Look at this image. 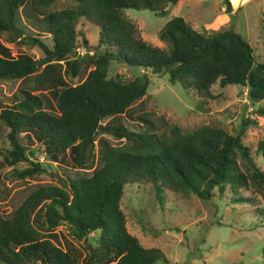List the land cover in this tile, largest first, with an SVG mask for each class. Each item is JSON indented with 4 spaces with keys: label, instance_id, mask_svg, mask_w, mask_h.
Returning a JSON list of instances; mask_svg holds the SVG:
<instances>
[{
    "label": "trees",
    "instance_id": "1",
    "mask_svg": "<svg viewBox=\"0 0 264 264\" xmlns=\"http://www.w3.org/2000/svg\"><path fill=\"white\" fill-rule=\"evenodd\" d=\"M73 1L71 7L46 12L52 0H0V35H6L8 42L36 46L43 53L40 59L28 54L13 58L0 43V80L23 79L68 56L72 57V77L86 67L92 68L81 83L62 87L56 93L58 115L47 112L42 99L29 91L23 92L20 101L0 111L9 143L3 159L8 166L28 161L26 155L32 153L19 140L24 131L38 134L50 161L59 164L70 157L80 169L94 163L98 132L123 138L127 143L109 147L102 155L101 166L91 176L72 178L65 174L60 186H40L10 218L0 216V264H30L29 260H39L40 264H79L51 241L39 240V232L27 223L28 206L39 200L47 202L43 220L47 229L67 223L77 241L99 232L97 245L86 248L81 264H156L164 258L162 252L143 247L126 229L120 208L125 185L148 180L157 196L167 189L192 193L202 200H209L214 189L223 192L226 187L233 191L252 190L264 197V169L256 166L242 142L243 125L251 120H244L235 135L216 126L188 132L172 126L167 133L158 134L128 130L120 124L103 125L104 118L124 113L144 97L149 85L146 74L130 80L108 77L110 61L167 75L171 84L178 83L201 98H217L213 91L216 85L243 86L253 105L264 101V62L255 59L252 46L233 28L207 34L194 30L179 16L170 18L158 33L165 48L153 46L141 38L137 26L125 13L127 9L149 10L164 16L166 5L178 0ZM229 1L221 0L226 12L231 11ZM27 2L34 14L45 17L51 47L19 22L18 9ZM80 19L98 28V42L93 49L76 31ZM79 46L83 53L77 51ZM253 112L264 117V105ZM148 127L157 128L151 122ZM257 152L264 159V139L259 141ZM30 164L14 170V176L25 179L42 170L38 162Z\"/></svg>",
    "mask_w": 264,
    "mask_h": 264
},
{
    "label": "rangeland",
    "instance_id": "2",
    "mask_svg": "<svg viewBox=\"0 0 264 264\" xmlns=\"http://www.w3.org/2000/svg\"><path fill=\"white\" fill-rule=\"evenodd\" d=\"M231 11L226 12L221 0H178L167 4V13L157 16L149 10L127 9V17L137 26L141 38L156 47L165 48L158 39L163 25L172 17L179 16L194 30L207 34L233 28L248 41L257 61L264 62V0H230ZM74 5L73 0H52L46 12L62 10ZM19 22L42 41L52 46L47 32L46 19L34 14L29 2L18 9ZM93 49L98 42V28L91 22L80 19L76 26ZM80 35L77 42H81ZM0 43L8 49L10 57L28 54L34 59L43 57L36 46L20 42H8L0 35ZM81 46V45H80ZM77 51L83 53L82 47ZM68 56L62 61H53L39 71L23 79L0 80V111L20 101L24 91L38 95L43 108L58 115L56 93L62 87L81 83L91 67H86L76 77L69 72ZM146 74L149 79L147 93L134 102L124 113L106 117L103 125L120 124L132 131H155L167 133L177 126L181 131H193L202 126H216L228 134H238L244 120L242 142L251 152L257 167L264 169V159L257 152L259 141L264 139V117L254 110L264 101L252 104L246 87L229 85L213 87L218 95L215 99L201 98L180 84H171L167 75H157L150 69L129 66L111 60L108 77L119 76L130 80ZM147 120H145V119ZM149 122L157 128L151 130ZM8 129L0 121V216L10 218L13 211L40 186H60L65 174L72 178L89 177L102 164V155L113 146L126 144L107 133L98 132L95 140V160L87 169L75 167L70 157L64 161H50L43 152V145L34 131L20 133L19 140L32 155L28 161L8 166L3 156L9 149L6 139ZM27 151V153H28ZM31 161V162H30ZM38 162L41 171L32 177L17 179L13 171L29 167ZM47 202L39 200L27 208V223L39 232V240L47 239L54 245L74 256L81 264L87 247L98 243L99 232L90 233L77 241L67 223L54 229L43 224ZM120 208L125 216L127 231L135 236L145 248H157L163 259L156 264H261L264 263V197L252 190L233 191L226 187L223 192L213 190L209 200H202L192 193L173 192L163 189L157 196L153 184L148 180L124 186ZM40 264L39 260H29Z\"/></svg>",
    "mask_w": 264,
    "mask_h": 264
}]
</instances>
